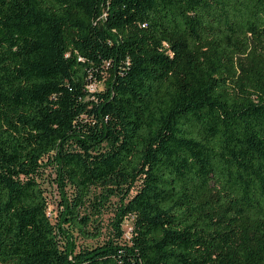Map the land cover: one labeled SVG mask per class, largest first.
<instances>
[{
    "label": "trees",
    "instance_id": "16d2710c",
    "mask_svg": "<svg viewBox=\"0 0 264 264\" xmlns=\"http://www.w3.org/2000/svg\"><path fill=\"white\" fill-rule=\"evenodd\" d=\"M0 264H264V0H0Z\"/></svg>",
    "mask_w": 264,
    "mask_h": 264
},
{
    "label": "rangeland",
    "instance_id": "374dc122",
    "mask_svg": "<svg viewBox=\"0 0 264 264\" xmlns=\"http://www.w3.org/2000/svg\"><path fill=\"white\" fill-rule=\"evenodd\" d=\"M104 87V82H98V83H95L93 86H92V89L93 90H101L103 89ZM44 186L46 187L47 189V195H48V198L50 200V206H49V212H54L55 210V206H56V201L58 200V191L55 187V185L51 184L48 180H46L44 182ZM108 217H110L109 214H106L104 216V220H105V223L107 222ZM130 220H126L125 223H124V229H125V236L126 237H129L130 233ZM77 243L78 244H82V245H85V244H92L94 243L93 241H90V240H81V239H78L77 240Z\"/></svg>",
    "mask_w": 264,
    "mask_h": 264
},
{
    "label": "built area",
    "instance_id": "2783aa9c",
    "mask_svg": "<svg viewBox=\"0 0 264 264\" xmlns=\"http://www.w3.org/2000/svg\"><path fill=\"white\" fill-rule=\"evenodd\" d=\"M91 87H92V85H91Z\"/></svg>",
    "mask_w": 264,
    "mask_h": 264
}]
</instances>
